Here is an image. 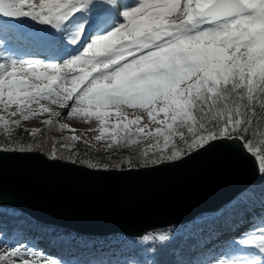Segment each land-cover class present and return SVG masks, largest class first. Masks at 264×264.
<instances>
[{
	"label": "snow or ice",
	"instance_id": "snow-or-ice-1",
	"mask_svg": "<svg viewBox=\"0 0 264 264\" xmlns=\"http://www.w3.org/2000/svg\"><path fill=\"white\" fill-rule=\"evenodd\" d=\"M95 2L103 5L111 0H0V18H30L60 30ZM123 17L124 23L115 30L62 64L17 61L0 52V105L17 118L0 117L7 133V139L0 142V160L40 155L53 166L79 163L73 151L61 150L71 148V142L78 139L75 135L64 136L54 142L58 146L48 150L44 132L37 136L39 130H34L23 138L12 135L20 117L27 121L37 112L60 119L95 117L101 135L112 129L113 143L116 137L125 144L143 138L147 143L136 150L137 159L127 165L130 171L179 167L226 149L228 141H240L241 150L247 152L249 125L257 115L264 119V0H139ZM100 22H105L103 15ZM5 32L0 23V47ZM19 40L50 43L25 34ZM52 106L65 111L62 114ZM128 110L133 119L128 118ZM113 117L115 123L107 124ZM142 117L146 123L141 122ZM44 123L56 127L51 119ZM67 127L58 125L60 131ZM260 163L264 165V158ZM87 167L99 169L100 165ZM257 201L264 206V180L250 182L215 211L193 219L185 239L196 242L193 248L206 246L223 231L235 229L244 219L246 206ZM29 226L27 220L22 221L21 227ZM169 238L159 234L143 239ZM231 243L247 246L252 253L238 260L227 258V264H264V225ZM36 254L28 247L13 246L10 253L0 255V264H16L17 260L29 264L26 257ZM225 256L221 253L217 260ZM88 264L108 261L97 258Z\"/></svg>",
	"mask_w": 264,
	"mask_h": 264
},
{
	"label": "water",
	"instance_id": "water-1",
	"mask_svg": "<svg viewBox=\"0 0 264 264\" xmlns=\"http://www.w3.org/2000/svg\"><path fill=\"white\" fill-rule=\"evenodd\" d=\"M19 25L24 18L9 19ZM179 167L92 170L49 164L43 156L0 160V207L82 237L144 234L211 213L259 175L256 159L228 141Z\"/></svg>",
	"mask_w": 264,
	"mask_h": 264
},
{
	"label": "trees",
	"instance_id": "trees-1",
	"mask_svg": "<svg viewBox=\"0 0 264 264\" xmlns=\"http://www.w3.org/2000/svg\"><path fill=\"white\" fill-rule=\"evenodd\" d=\"M259 111V105L257 104V113ZM53 124L56 127L43 123L39 132H37V136L40 132H44L45 150L58 146L54 142L62 139L61 131L58 128L60 123L53 122ZM45 129L49 130L45 131ZM28 132L25 130L15 133L13 136L23 138ZM247 135L250 137L247 152L254 156L259 169V177L253 183L256 184L264 180V165L260 163L261 159L264 158V119L257 115L256 120L249 125ZM137 149L139 147L98 159V165H100V168L107 165L108 170H127V165L134 162L139 155ZM61 150L70 151L66 148ZM82 158L80 155L78 157L74 155V159L79 161L76 165L85 163ZM249 211L250 207L246 206L244 219L235 229L250 220ZM23 220H27L30 226L27 228L21 227ZM189 226L183 231L175 228L154 230L139 238L113 235L109 237L110 241L107 242L98 237H82L75 234L67 236L61 231L52 235L53 227L40 225L28 215L13 207H0V241H5L9 245L24 247H37L38 242H41L46 251L50 252L51 258L59 264H88L89 261L97 258L107 260L108 264H176L177 261H200L206 256V252L203 250L205 246L200 248L191 247L196 242L185 239L186 229ZM235 229L225 230L218 238L209 241L206 250L209 251L216 241L224 235L234 233ZM159 234H167L170 238L168 241H145L143 239L145 236H157Z\"/></svg>",
	"mask_w": 264,
	"mask_h": 264
},
{
	"label": "bare ground",
	"instance_id": "bare-ground-1",
	"mask_svg": "<svg viewBox=\"0 0 264 264\" xmlns=\"http://www.w3.org/2000/svg\"><path fill=\"white\" fill-rule=\"evenodd\" d=\"M146 2H152V0H146ZM138 5L139 0H111V3H104L103 5L95 2L81 12L76 13L71 21L68 22L67 26H62L60 30L50 27L44 32L42 30L38 31L35 37L50 41L48 45L33 42L29 45L25 44L22 45V47H17L18 49H11L10 47V42L13 41L12 38L16 37L19 33L18 28L11 25L9 23L10 20L0 18V23H3L6 29L4 37L5 43L0 47V52H3L7 57L17 61L36 60L44 64H62L85 51L87 45L92 43L95 39L115 30L120 24L124 23L123 12L131 10ZM101 15L105 18L104 23L100 22ZM31 21L35 23V21ZM81 25L84 26L83 32L77 42L73 43L72 41L76 39L75 34L77 31H80ZM9 31L11 34H9ZM69 75H71V73H69ZM52 108L53 110L60 111L62 114L65 111L57 106H52ZM11 110L10 108L8 111L10 112ZM128 111L130 113L128 118L133 119L134 116L131 114L132 110ZM0 114H3L5 117H10L3 110L2 105H0ZM61 120L68 123L71 129V135H76L81 140L90 142L104 140L102 135L96 133L98 130H101V124L95 117L89 120L85 119L83 116H73L65 117ZM141 122L146 123L143 117ZM112 123H115L114 117L107 121V124ZM132 127L134 131L135 126ZM98 137L100 138L97 139ZM240 250L244 252V255L231 257L230 259H242L244 256H247L248 253H252V250L248 247H242ZM230 254L232 255V253ZM224 264H227V260L224 261Z\"/></svg>",
	"mask_w": 264,
	"mask_h": 264
},
{
	"label": "rangeland",
	"instance_id": "rangeland-1",
	"mask_svg": "<svg viewBox=\"0 0 264 264\" xmlns=\"http://www.w3.org/2000/svg\"><path fill=\"white\" fill-rule=\"evenodd\" d=\"M9 23L13 25L12 21H9ZM15 27L18 28L19 33L16 37L12 38L13 41L10 42L11 49H18L17 47H22V45H25V44L29 45L33 43V42H28V41L21 42L19 40V37L21 34L31 35L35 37L38 31L42 30L44 32L46 29L50 28L51 26L46 25V24H39L37 22L33 23L30 18H24L22 22ZM90 37H93V36H90ZM0 117H3L4 120L17 119L16 117H5L3 114H0ZM19 119H20V124L19 126L14 127L12 129V135H15V133H18V132H23L25 130L29 132L34 131V130H39L41 125L44 123L46 119H51L53 122L60 123V124L63 123L68 126L67 122H63L60 118L50 117L48 113L37 112L36 115H30L27 121L23 120L22 117H20ZM111 132H112V129L107 128L106 131H104L102 135L104 137V140L98 141V142H90L86 140H81L78 136L75 135L76 137H78V139L71 142V148H66V149L73 151L74 155L77 157L79 155L82 156L83 157L82 160L85 161V163H81V165L79 166L88 168L87 166L90 164L98 165L99 164L98 159L107 157L109 155H115V154L127 151L129 149H132V148L139 147V149H142L147 143L143 138H141L138 143L128 142L127 144H125L122 140H120L119 137H116L115 138L116 142L113 143V137H111L110 135ZM96 133L101 135V130H98ZM61 136H62L61 138H63L64 136H71V129L69 126L63 131H61ZM6 139H7V133L4 130L3 124L0 123V142H3ZM92 170H104V168L92 169ZM117 171H126V170H117ZM247 206L250 207V211H249L250 220L242 223L237 229H235L234 233H231L229 235L226 234L222 238L217 240L216 243L209 249V251L206 250L207 247L205 246L203 250H205L206 256L200 260L202 264H224V261H226L227 258H231V257L233 258L237 256L234 254L244 255V252H242L240 248L242 247L246 248L247 246L234 245L231 243L232 240L234 239L238 240V239L244 238L252 231L253 228L264 225V206H262L258 201L250 203ZM189 223H191V221L186 224H182L178 226L175 225L171 228L172 229L175 228V229L183 231L188 225H190ZM40 225H43L46 227H53L52 235H54L58 231H61L63 234L67 236H72L75 234L69 230H64L59 227L48 226L44 224H40ZM161 230H165V229H161ZM118 236H122V235H118ZM101 239L106 240L107 242L110 241L109 237H105ZM13 246L24 247L21 245H9L5 241H0V255H6L10 253L13 250ZM28 248H30L32 251H35L37 253L36 256L34 257L33 256L26 257L29 260V264H36V261H40V264H59L58 262H55L51 258L50 252L46 251V248L41 242H38L37 247H28ZM221 253H225L226 256L221 257L220 258L221 260L220 259L217 260V257H220ZM230 253H232V255ZM247 255H249V253ZM16 264H20V262L17 260Z\"/></svg>",
	"mask_w": 264,
	"mask_h": 264
}]
</instances>
